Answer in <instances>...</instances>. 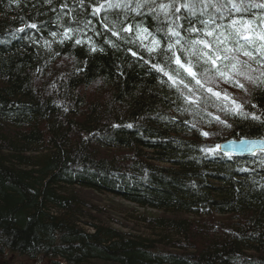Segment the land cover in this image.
Masks as SVG:
<instances>
[{
	"label": "trees",
	"instance_id": "16d2710c",
	"mask_svg": "<svg viewBox=\"0 0 264 264\" xmlns=\"http://www.w3.org/2000/svg\"><path fill=\"white\" fill-rule=\"evenodd\" d=\"M129 2L0 0V246L6 247L0 256L46 255L65 264H264V153L249 157L256 165L247 166L206 151L210 143L264 137V41H240L251 59L244 49L222 52L251 71V80L230 75L223 61L212 65L188 52L205 39L211 49L195 47L215 56V36L206 31L227 35L246 21L264 32V8L237 12L232 5L241 0H203L193 14L181 7L190 0H162L147 2L150 12L137 18L124 13ZM176 7L183 28L167 22ZM162 38H171L163 49ZM176 56L191 59L203 86L179 65L177 86L158 80ZM217 83L232 89L229 100L208 91L216 92ZM84 188L144 208L136 223L151 235L76 228L71 222L86 205Z\"/></svg>",
	"mask_w": 264,
	"mask_h": 264
},
{
	"label": "rangeland",
	"instance_id": "374dc122",
	"mask_svg": "<svg viewBox=\"0 0 264 264\" xmlns=\"http://www.w3.org/2000/svg\"><path fill=\"white\" fill-rule=\"evenodd\" d=\"M258 71H260V69ZM243 72L246 76H251V71L245 70ZM239 77L245 78V76H238V79H240ZM214 88L216 89V92L221 93L219 98L222 100H229L231 98L229 93H232V95L234 93L227 83H217ZM91 89L94 91L93 88ZM92 93L94 92H91V94ZM105 95L106 93L101 94L99 97H104ZM204 133L206 132L203 131V134ZM205 136L207 137V135ZM101 150L105 151V149ZM103 156H107L106 153H103ZM80 192L82 193L81 197L86 201V205L84 204V206H82L81 212L77 215L74 223L88 234L94 235L97 232L98 226H103L104 228H111L112 226L134 235L143 233L146 235L147 231L144 228L145 226L142 227L139 223H136V218L142 216V213L145 212L144 208L138 207L136 204L128 200H120V198L118 199L113 196V194L102 193V191L99 192L84 188L80 189ZM151 211L154 213L159 212ZM65 213L66 210L60 212V214ZM41 256L44 259H42L41 262H38L39 264H53L54 261L58 264H65L63 260L51 259L46 255ZM37 258L28 259L26 257H19L13 253H8L3 256L0 264H35Z\"/></svg>",
	"mask_w": 264,
	"mask_h": 264
},
{
	"label": "snow or ice",
	"instance_id": "6c2138e0",
	"mask_svg": "<svg viewBox=\"0 0 264 264\" xmlns=\"http://www.w3.org/2000/svg\"><path fill=\"white\" fill-rule=\"evenodd\" d=\"M197 3H203V0H190V2H186V3L182 4L181 7H184L185 9H189V10L193 11V14H194V9H195ZM118 6L119 5H117V7ZM160 7L167 10L169 8H172L173 5H171V4L160 5ZM253 7L264 8V4L245 3L244 0H241V4L239 6H237L236 4L232 5V8H234L237 12H248L249 9H251ZM174 11L179 12L180 7H176L174 9ZM190 23H191V21H190ZM236 23H237L236 21H233V24H236ZM31 27H36V26L31 25ZM188 30L190 32L200 31L199 29H196L195 27H191ZM172 35L178 37L179 33L173 31ZM204 35L210 36V37L215 36L216 48H217L215 56L213 57L212 55H209L208 53L203 52L202 49H197L195 47L196 45H203L204 49H211L213 47V45L205 39L194 40L192 42V46L188 49L189 56L195 55L198 59L204 58L205 63H210L212 65H216L217 61H223V62H225L224 67L231 69L230 75H232V76H245V78H247L249 80L252 79L250 76H246V74L243 71H241V67H242L241 62L238 59H236L235 56L222 55V52L223 53H232L234 50L235 51H241L242 49H244L243 55L248 56L251 59L252 58V52L247 51L245 49V46L242 45L240 43V41L241 40L246 41L249 46L255 45L257 37L261 41H264V32L257 34L253 29H251L248 22L245 21V22L241 23L240 27L235 28L234 33L228 32V34L225 35V33H223V32H218V33L214 34L212 31H206L204 33ZM230 42L234 43L238 47L235 49L227 47V44ZM77 43H79V41H77ZM154 43H158V42H154ZM177 43H179V40H177ZM221 45H224L223 49H220ZM259 47L261 50H264V44H260ZM229 61H230V63H228ZM175 62L177 65H179L180 68H182L185 72H187L188 75L191 76L193 80H195L196 84L203 86L201 84L200 79L198 78V74L195 71H193V68L190 66L192 63L191 59H187L182 63L180 57L176 56ZM154 67H156V66L154 65ZM160 71H163V69H160ZM216 71L219 72L221 77L226 76V73L224 71H222L220 68L217 67ZM164 75L169 76V79L173 80V82L175 83L174 78L171 75H169L168 72H164ZM184 87L187 88L188 85L184 84ZM239 87L243 88L244 85L239 84ZM208 91L212 92V94L217 96V97H219L221 95V93H219V92H213L212 88H208ZM237 107H239V106H237ZM254 118H257V117H254ZM129 127H131V125H129ZM204 135H208V134L204 133Z\"/></svg>",
	"mask_w": 264,
	"mask_h": 264
},
{
	"label": "bare ground",
	"instance_id": "6f19581e",
	"mask_svg": "<svg viewBox=\"0 0 264 264\" xmlns=\"http://www.w3.org/2000/svg\"><path fill=\"white\" fill-rule=\"evenodd\" d=\"M130 1V5H131V8H130V11L129 12H124V13H130L131 15H135L137 16V18H140V13H145L146 12H150V6L147 2H151L152 4L154 3H161L162 0H149V1H143V0H128ZM245 3H247V1H245ZM95 8V7H94ZM115 11H118L116 13H120V8L119 9H116ZM111 13L113 11H110ZM104 13H109V12H104ZM178 12H175L174 10H172L170 12V15L172 18L168 19L167 22H169V24L173 25V26H179V28H183L180 26V21L178 18H175V14H177ZM169 14V13H168ZM175 15V16H174ZM126 38H130V35L126 36ZM167 40H171V38H162L160 39L161 43L163 44L162 45V49L164 47V45H166V42ZM175 66L178 68L177 64L175 61H172V62H168L167 65L164 67L165 70L164 72H168L169 75H171L175 82L177 81V77L178 75H180V71L179 68L178 70H176V72L174 71V68ZM158 80L163 83L165 86H171L172 85H176L173 80H170L169 79V76L167 75H164V73H161V75L158 76ZM179 81V80H178ZM179 83L181 84V82L179 81ZM177 86V85H176ZM175 87V86H174ZM190 99L194 100L195 97L193 95L190 94ZM177 99L178 101H186L187 102V97H180V96H177ZM196 104H198V102L196 101L195 102ZM238 140V143H236L234 145V147L230 150H225L223 149L222 147V143L221 142H218V143H215L214 144V147H213V143H210L208 146H206V151L211 155L213 156L214 158H217V159H221L222 161H225L231 165H247V166H255L256 163L253 159L249 158L247 155H246V152H245V140L244 138H237ZM226 141V140H225ZM225 141H222V142H225ZM105 153L107 152V150L104 151ZM112 156V154L108 153L107 154V157H110ZM206 162H210L209 164H207ZM206 165L207 167L208 166H212V160L210 159H207L206 160ZM259 170V168H257ZM107 194V193H106ZM122 196H119L120 200H123V201H127L123 198H121ZM118 198V199H119ZM72 224H74V222H71ZM75 227L76 228H79L78 225L75 224ZM112 227V226H111ZM112 228H115V227H112ZM81 229V228H80ZM151 235V230L149 229V231L146 233L145 237H149ZM1 236V235H0ZM1 244V243H0ZM6 250V247L5 245L3 244V246L1 245L0 247V251L2 253V251ZM3 259V255L0 256V261ZM35 264H39V263H35Z\"/></svg>",
	"mask_w": 264,
	"mask_h": 264
},
{
	"label": "water",
	"instance_id": "95a60500",
	"mask_svg": "<svg viewBox=\"0 0 264 264\" xmlns=\"http://www.w3.org/2000/svg\"><path fill=\"white\" fill-rule=\"evenodd\" d=\"M253 142V141H252ZM257 146L255 147V148H258L259 147V145H264V143H258V144H256ZM227 147V145L224 147V148H226ZM231 149V147H227L226 148V150H230ZM252 151H255V149H253L252 148ZM41 259V258H40Z\"/></svg>",
	"mask_w": 264,
	"mask_h": 264
}]
</instances>
